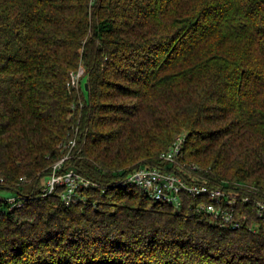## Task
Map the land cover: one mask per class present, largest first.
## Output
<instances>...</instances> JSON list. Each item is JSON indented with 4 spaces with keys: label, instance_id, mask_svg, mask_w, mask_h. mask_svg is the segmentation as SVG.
Wrapping results in <instances>:
<instances>
[{
    "label": "trees",
    "instance_id": "trees-1",
    "mask_svg": "<svg viewBox=\"0 0 264 264\" xmlns=\"http://www.w3.org/2000/svg\"><path fill=\"white\" fill-rule=\"evenodd\" d=\"M80 64L86 88L67 89ZM75 126L68 162L104 193L0 203V264H264L252 200L234 205L232 229L192 198L178 211L108 186L168 168L159 154L185 130L201 180L264 199V0H0L2 191L41 186Z\"/></svg>",
    "mask_w": 264,
    "mask_h": 264
},
{
    "label": "built area",
    "instance_id": "built-area-1",
    "mask_svg": "<svg viewBox=\"0 0 264 264\" xmlns=\"http://www.w3.org/2000/svg\"><path fill=\"white\" fill-rule=\"evenodd\" d=\"M83 66L71 71L66 82L67 89L80 90L82 86ZM82 135V134H81ZM78 127L73 129V136L63 144V156L51 165L48 180L41 191V197L49 195L57 187H62L61 199L64 203H74L77 200L80 189L96 186L94 182L83 177L68 160L78 153L74 148L79 142ZM184 135L177 136L173 144L159 154V159L168 168L138 166L128 173L122 180L116 181L119 187H134L145 193L151 200L164 203L173 210H182L185 200L194 199L195 206L187 207L195 213L208 215L219 226L238 228L240 223L233 216L234 205L252 200L257 215H264V199H259L253 187L242 188L238 183L235 185L210 184L201 180L197 172L199 168L195 164L183 161L182 143ZM84 143V138L81 145ZM190 171L192 176L183 172ZM6 185L4 177L0 174V190ZM8 192V191H6ZM13 194L14 191H10ZM184 197H186L184 199ZM11 196L2 198L0 203H11ZM184 199V200H183Z\"/></svg>",
    "mask_w": 264,
    "mask_h": 264
},
{
    "label": "rangeland",
    "instance_id": "rangeland-1",
    "mask_svg": "<svg viewBox=\"0 0 264 264\" xmlns=\"http://www.w3.org/2000/svg\"><path fill=\"white\" fill-rule=\"evenodd\" d=\"M80 65L82 66V64H80ZM85 81H86V78H83L82 85L85 83ZM185 134H186L185 130H182L179 134L176 135V137L179 136V135H181V136L184 135L185 136ZM183 172L185 174L189 175V176H192L191 172L190 171H187V169H184ZM47 180H48V178L46 177L44 179V181H43V184L40 186V184H41L40 183L37 186V188L34 189V191L29 189V187H30L29 184H26L27 187H25L27 192L23 191V192L19 193V192H16L15 191L12 194L11 192H6V191L0 190V196L2 198H8L10 196L12 198H15L13 200V204H11V203H5L4 205L1 206L2 213L5 214L7 212H13V211H16V210H20L22 207L25 206V203L28 202L31 197L38 198V195L41 197V191L44 188V184L47 182ZM116 183H117L116 181H113L112 183L108 184V186L117 187V184ZM89 189H98V190H100V193L101 194H103L104 191H105V187L104 186H97V185L96 186L88 187L86 189H80V190H89ZM28 190H30V192H28ZM78 203H80L82 205H85L87 203V199L84 196V194H78L77 200L74 203H72V204L73 205H76ZM64 204L65 205H68V204H71V202L68 203V204L67 203H64ZM239 219L240 218H238V219L236 218V220L241 224V222L239 221ZM210 220H212V219L210 218ZM249 228L252 229L251 226Z\"/></svg>",
    "mask_w": 264,
    "mask_h": 264
},
{
    "label": "water",
    "instance_id": "water-1",
    "mask_svg": "<svg viewBox=\"0 0 264 264\" xmlns=\"http://www.w3.org/2000/svg\"><path fill=\"white\" fill-rule=\"evenodd\" d=\"M84 87L86 88V83L84 84Z\"/></svg>",
    "mask_w": 264,
    "mask_h": 264
}]
</instances>
